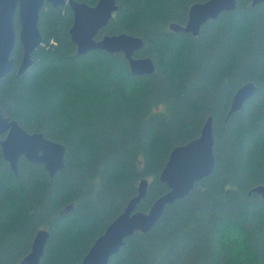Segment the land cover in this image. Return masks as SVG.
Returning a JSON list of instances; mask_svg holds the SVG:
<instances>
[{
  "label": "trees",
  "instance_id": "obj_1",
  "mask_svg": "<svg viewBox=\"0 0 264 264\" xmlns=\"http://www.w3.org/2000/svg\"><path fill=\"white\" fill-rule=\"evenodd\" d=\"M201 1L116 0L98 37H141L135 56L152 58V74H130L120 52L77 55L67 5L40 9L42 43L22 75L16 39L13 68L0 79V109L66 150L64 168L49 177L23 157L15 175L0 148V264H19L40 228L49 237L39 264H81L140 180L148 182L140 211L168 190L159 174L169 152L197 137L208 116L211 174L166 205L149 231L126 237L107 264H264V199L250 191L264 183V2L236 0L235 10L208 20L196 36L173 31ZM249 82L254 94L227 117L234 93ZM229 226L239 239L225 247Z\"/></svg>",
  "mask_w": 264,
  "mask_h": 264
},
{
  "label": "water",
  "instance_id": "obj_2",
  "mask_svg": "<svg viewBox=\"0 0 264 264\" xmlns=\"http://www.w3.org/2000/svg\"><path fill=\"white\" fill-rule=\"evenodd\" d=\"M52 7L67 5L72 11L73 20L68 29L70 40L76 47V54H85L94 49L109 54L122 53L130 74L134 76L152 74L155 70L149 56H135L144 47V40L125 32L117 34H98L119 9L116 0H97L94 5L76 0H0V79L8 74L14 64L11 57L16 39L22 46V57L17 65L16 74L22 75L33 63L31 54L42 43L38 29L39 11L44 3ZM264 0H251L254 6ZM236 9V0H205L192 3L188 17L183 25H170L175 32L198 35L200 28L208 20H215L223 12ZM19 30L16 32L14 18ZM256 86L249 82L239 87L232 97L227 117L238 111L243 103L255 92ZM212 117L208 116L201 126L199 135L185 144L177 145L169 152L159 180L168 190L158 196L147 212L137 209L147 189V180L142 179L137 193L131 197L122 211L95 238L84 254L81 264H107L124 244L125 238L134 232H147L157 222L166 205L186 196L195 183L211 174L215 165L213 152ZM0 148L15 175H18L19 159L23 157L32 164L43 166L49 177L64 168L65 146L48 139L42 132H28L15 119L3 115L0 109ZM264 199V183L251 188ZM49 231L40 228L36 231L29 252L19 264H39L43 255Z\"/></svg>",
  "mask_w": 264,
  "mask_h": 264
},
{
  "label": "clouds",
  "instance_id": "obj_3",
  "mask_svg": "<svg viewBox=\"0 0 264 264\" xmlns=\"http://www.w3.org/2000/svg\"><path fill=\"white\" fill-rule=\"evenodd\" d=\"M238 239H239V235H238V233L236 232V230H235L232 226H229V227L226 229V231H225V233H224V235H223V237H222V241H221V243H222L223 246L226 247V246L229 245L232 241H234V240H238ZM243 248H244V244H243L242 241H240L239 244H238V246L236 247L235 251H236V252H240V251L243 250ZM240 259H244V257L241 256Z\"/></svg>",
  "mask_w": 264,
  "mask_h": 264
},
{
  "label": "flooded vegetation",
  "instance_id": "obj_4",
  "mask_svg": "<svg viewBox=\"0 0 264 264\" xmlns=\"http://www.w3.org/2000/svg\"><path fill=\"white\" fill-rule=\"evenodd\" d=\"M15 19H16V17L14 18V27H15ZM16 30V29H15ZM17 32V31H16Z\"/></svg>",
  "mask_w": 264,
  "mask_h": 264
}]
</instances>
